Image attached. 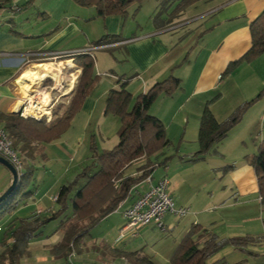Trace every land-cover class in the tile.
I'll return each mask as SVG.
<instances>
[{"label":"crops","instance_id":"1","mask_svg":"<svg viewBox=\"0 0 264 264\" xmlns=\"http://www.w3.org/2000/svg\"><path fill=\"white\" fill-rule=\"evenodd\" d=\"M0 3L3 5L0 8V114H15L25 95L30 96V92L35 90V81L29 75V69L25 68L48 66L47 64L38 65L43 61L41 55L64 54L84 49L108 52L111 51L110 48L118 50L125 48L126 51L128 42L138 40L135 50L137 55L144 59L141 71L143 74L148 70L152 71V75L143 83L142 93L154 84L165 80L169 75L181 82L180 89L171 97L159 96L149 109V113L162 124L166 120L171 122L167 126L168 134L172 132L170 128L174 123L191 122L192 128L195 126L199 129L201 114L207 103L215 119L222 122L239 105L253 99L264 89V53L250 63L239 65L224 80L228 65L239 60L250 49L249 25L264 10V0L200 1L187 8L177 20L173 21V23L180 22L177 26H173V29L164 30L158 25L151 33L143 34L141 38L123 39L121 42L98 48L90 45L91 36L84 25L90 16L84 9L90 7H81L73 0H0ZM157 4L156 2L155 10H158ZM107 18L104 19L107 20ZM159 20L164 22L167 17L161 16ZM190 26L193 28L185 33L188 38L182 41L181 36L178 38L180 33L177 31ZM197 37L201 38V45L199 41H196ZM149 38L153 40H148ZM195 42L196 44L193 45ZM147 46L151 47L152 53L146 57ZM185 58L187 61L181 65ZM99 76L111 77L109 72H103ZM27 81L29 84L26 83ZM260 121L264 122V97L245 113L241 122L229 132L227 138L215 147V151L217 152L220 146L224 149L230 147L234 152H241L246 145V139L252 136L254 128ZM65 133L60 139L50 144H34L24 155H21L23 172L31 173L25 189L29 195L24 198L17 197L14 208L5 209L1 213L0 253L5 249V244H11V241L5 240L7 228L15 224L14 222L18 219L32 215L47 217L56 211L58 207L53 198L57 196L63 185L71 183L80 172L81 168L79 170L77 167V173L69 175L73 172L71 168L79 143L74 139L68 140L69 136H65ZM168 148L151 157V162L161 163L164 159L162 156ZM196 150L197 147H193L191 151L179 153V158H174L168 165L163 166L164 171L157 177H155L156 167L150 180L147 182L145 179L134 186L130 196L112 214L121 215L120 210L130 206L151 184L167 178L169 194L174 206L187 209V214L191 218L189 222H192L191 226L198 225L202 229L215 231L213 224L219 221L224 222L225 218H232L234 215L239 217L238 223H229L227 229L215 231L219 239H226L227 236H260L264 231V219L256 213L257 206H259L258 210L262 211V209L259 196L254 198L258 193L252 167L244 159H240L228 172L226 189L220 193L221 206L219 207L220 211L226 212L218 215L211 212L209 208L213 200L200 195V189L198 193L195 192V189L200 186L202 170L205 171V175L207 172L205 165L200 163L212 155H207L202 160L189 162V158L198 151ZM63 163L66 169L60 170L59 173L48 174L47 168L52 169L61 164L60 168ZM144 165V159L131 163L126 168L124 176H135L143 170ZM11 182V173L0 164V195L8 189ZM228 211L232 212L228 213ZM109 216L104 220H107ZM179 219L170 213L166 214L164 222L167 231L165 233L174 231ZM210 222L212 223L209 228L203 227ZM191 226L178 239L175 248ZM153 229V227H146L139 231L144 242L152 238ZM116 238L113 245L105 246L106 249L102 250V253L107 251L108 256L113 257L114 264H130L127 261L128 254L131 255V264H143V257L155 264L152 257L144 255L141 250L128 253L120 250L116 247L120 243L115 242ZM62 239L63 233L59 229V220L50 222L42 228L36 238L29 242L27 253L19 263L68 264L71 261L73 264H97L100 257L98 247L101 245L96 243L93 245L89 236L80 241L70 260L62 257L57 249Z\"/></svg>","mask_w":264,"mask_h":264},{"label":"trees","instance_id":"2","mask_svg":"<svg viewBox=\"0 0 264 264\" xmlns=\"http://www.w3.org/2000/svg\"><path fill=\"white\" fill-rule=\"evenodd\" d=\"M73 1L81 7H93L99 18L111 16L124 18L127 8L132 3L140 6L146 0ZM155 1L158 3L160 14H166L167 17L166 21L158 24L159 28L164 29L172 25L173 21L187 8L204 0ZM2 6L0 3V8ZM249 30L250 49L239 60L228 65L225 75H230L239 65L250 63L264 53V10L250 23ZM121 41L123 39L118 35H107L90 45L98 48ZM72 58L78 61L82 73L68 106H57L52 112L53 120L47 123L45 119H22L18 114H0V126L7 133L14 150L20 157L34 144L46 145L60 139L71 127L74 117L81 110L84 99L94 89L98 77L94 75L95 59L92 51L87 54L73 55ZM66 59L69 58L62 60ZM186 61L187 58L181 65ZM122 80L119 78L117 88L107 93L103 112L104 115L111 114L117 117L120 122L118 143L111 150L98 151L96 147H91L90 163L75 176L71 183L59 189L56 211L47 217L32 215L18 219L14 222L15 224L7 228L5 240L11 241V244H5V249L0 253V264H20V259L27 253L29 242L40 234L45 225L57 220H59V229L63 233L62 242L57 249L62 257L68 258L73 251H76L80 241L87 237L101 221L114 213L130 196L134 186L150 177L156 167H165L168 163L170 158H165L159 164H154L150 160L151 157L169 147L171 142L166 137L165 127L149 113V109L160 95L171 97L180 89V80L169 75L165 80L139 94L131 108L132 95L126 88L127 81ZM262 97H264V89L253 99L239 105L222 122L215 119L207 103L199 123L198 151L188 161L195 162L204 159L207 155L215 154V147L227 138L229 132L241 122L245 113ZM139 159L145 160L144 173L136 178L124 176L126 168ZM244 160L254 171L260 206L264 211V139L258 145L257 152L251 157L246 156ZM231 169L233 166H229L226 172ZM30 175L28 171L23 172L15 192L0 204V215L5 209L14 208L17 197L24 198L29 195L25 189ZM261 239L262 237L219 239L211 231L192 225L176 246L168 264H209V259L225 246L239 249L259 242ZM142 261L143 264H152L146 257H143Z\"/></svg>","mask_w":264,"mask_h":264},{"label":"rangeland","instance_id":"3","mask_svg":"<svg viewBox=\"0 0 264 264\" xmlns=\"http://www.w3.org/2000/svg\"><path fill=\"white\" fill-rule=\"evenodd\" d=\"M155 4V0H146L140 5L138 9V4L132 3L127 8V14L124 18L121 19L119 16H111L108 17L107 20L97 17L94 8H85L84 10L90 14L89 18L87 19V23H84L85 28L89 31L91 36L90 44L107 35H118L122 39H131L133 37L141 38L143 34L146 35L151 33L155 26H158V24L160 25V23H162V21L159 20L158 15L159 17H166V14H160L159 7L158 10H155ZM179 23V21L172 23V25L166 26L164 30L173 29V26L175 27ZM192 28L193 27L191 26L189 28L184 27L180 29V31H177L180 33L178 38L181 36L182 41L187 39L188 37L185 35V33ZM148 40L152 41L153 38H149ZM196 41L200 42L201 38L197 37ZM137 42H139V40L128 42L126 51L123 49L118 50L113 48H110L109 50L111 51L108 52H98L97 49L96 51H92V53H94L95 59L94 75L98 77L97 82L91 93L84 99L81 110L76 114L71 123V127L65 133V136H69L68 140L74 139L75 142L77 141L79 143L78 151L74 157V163L71 168V170L73 169V172H70L69 175L77 173V167L79 170L81 168V172L82 169L90 163L92 157V146L96 147L98 151L111 150L118 143L120 122L117 117L111 114L104 115V104L107 93L111 89L117 88V81L119 78H122V81H127L126 88L132 95L130 108L134 105L136 97L143 92V83L152 75V71L148 70L145 74L142 73L141 69L144 66V59L137 55L135 50V45ZM195 44L196 42L193 43V45ZM199 45H201V42ZM146 49L147 57L151 55L152 49L150 46H147ZM66 61H68L67 67L65 63L62 62L61 67L63 66L64 69L61 67L59 69L61 72L60 79L63 80L64 84V88L61 90L63 96L56 100L55 105L51 110V119L46 121L47 123L53 120L52 112L57 106H68L73 96V91L82 73L78 61L70 59H67ZM44 63L47 64L48 62ZM71 64L74 65V67H71L72 70L67 69ZM47 65L49 66V64ZM49 67L50 70L47 72V74L52 77H57L55 76L57 72L53 69L55 67L52 65ZM103 72H109L111 77L99 76ZM75 75L76 78H74ZM227 76L228 75L224 76V80L227 78ZM52 84V80L47 79L45 81V85L48 87H50ZM28 97L29 94H26L25 98ZM169 123L171 122H167V120L165 123L163 122L165 126L166 137L170 140L171 145L169 146L165 155L162 156L164 159L170 158L168 163H170L174 158H179V153L181 152L185 153V151H191L193 147H197L198 150V145L196 142L198 128L195 126L192 128L191 122L188 124L174 123L170 128L172 132L168 134L167 126ZM194 124L196 123L194 122ZM263 133L264 122L260 121L257 127L254 128L252 136L246 139V145L243 147L241 152H234L230 147L224 149L219 146L215 154H212L207 160L200 163L206 166H204V168L207 172L205 175V171L202 170L200 186L195 189V192L198 193L200 189V195H204L209 200H213L209 206V208L212 210L211 212L218 215L220 213L226 212L219 210V207L221 206L220 193L226 189L225 186L227 185L228 172L226 171H228L229 166H235V164H237L240 159L243 160L246 156L251 157L257 152L258 145L264 139V137H262ZM168 163L166 165H168ZM59 166H55L52 169L47 168L48 174L50 175L56 172L59 173L60 170L66 169L65 163H63L62 167L59 168ZM155 170V177H157L161 174V172L164 171V168L163 166H159ZM143 173V170L139 171L138 174L133 177L136 178ZM254 198H258V195H256ZM258 207L259 206L256 208V213L261 215V219H264V211H260V209L258 210ZM231 212L232 211H228V213ZM238 218V216L232 215V218H225L224 222L219 221L216 224H213V228H215V231L221 229L225 230L227 229V225L229 223H238ZM190 219L191 218L189 217V214L183 218H180L178 220L176 229L171 233H162L160 230L154 228L152 230L153 236L148 242L143 241V238L139 235L140 233H138L137 237H132L127 234V237L124 239V241L118 243L116 247L127 253L141 250L144 255L151 256L155 264H168V259L175 248L176 242L178 239H180V237H182L185 231H187V229L192 224V222H189ZM211 223L212 222L206 224V226L203 227L209 228ZM124 224L125 222L120 214H111L107 220L100 222L90 231L88 236L90 241L92 240V244L94 245L96 243L97 245H101L98 247V255H100V257L97 264H114L112 259L113 257L108 256L107 251L102 253V250L106 249L105 246L114 244V239L118 236L119 229ZM215 231L214 229L211 230V232L214 234L217 233ZM253 237H262V239L259 242L251 243L239 249H235L232 246H225L216 254H214L209 259L208 263L264 264V231L260 236ZM225 238L229 239L245 237L227 236ZM105 255H107V257ZM127 261H129L130 264L132 262L131 255L129 254L127 256Z\"/></svg>","mask_w":264,"mask_h":264},{"label":"built area","instance_id":"4","mask_svg":"<svg viewBox=\"0 0 264 264\" xmlns=\"http://www.w3.org/2000/svg\"><path fill=\"white\" fill-rule=\"evenodd\" d=\"M93 49H84L74 52L57 54V53H48L41 55V58L47 64H51L57 74L52 77L47 74L45 78L38 84V92H30L31 98H23V101L18 109V115L22 119L32 118L34 120L45 119L49 121L51 118V110L55 105V102L58 98L63 96L61 90L63 87V80L60 79L61 72L59 71L62 62L65 63L66 67L68 61L62 60L63 58H72L73 55H81L90 53ZM35 55V54H34ZM39 65V64H38ZM68 66L67 69L72 70ZM62 69L63 66L61 67ZM49 79L52 80L53 84L48 87L45 85V81ZM43 94L48 95L49 101L46 106L41 107L40 100ZM57 94V95H56ZM33 107L34 114L30 115L27 113V109ZM0 157L5 159L12 167L15 169L18 178L23 174V161L19 154L14 150L11 140L9 139L5 130L0 126ZM147 182L150 180L148 177ZM53 201H57V196L53 198ZM121 216L125 222L122 228L119 230V234L115 242H121L126 237L127 234L136 237L139 231L146 227H153L160 230L162 233L167 231L165 226L164 218L166 214L170 213L175 217L182 218L187 214V209L185 208H175L173 199L169 194V181L167 178H162L157 181L155 184H151L147 190L138 197L130 206L120 210ZM74 256L72 252L68 258L69 260ZM68 264H73L69 261Z\"/></svg>","mask_w":264,"mask_h":264},{"label":"bare ground","instance_id":"5","mask_svg":"<svg viewBox=\"0 0 264 264\" xmlns=\"http://www.w3.org/2000/svg\"><path fill=\"white\" fill-rule=\"evenodd\" d=\"M49 66H51V65L49 64ZM49 66L33 67V68L29 69L28 73L31 76V78H33V80L35 81V85H36V88H35V90L33 92H38L39 91L38 84H39L40 81L43 80V78H45L47 76V72L49 71ZM26 83H29V81H27ZM71 85H72V83H71ZM28 98H31V95ZM48 101H49L48 95L43 94L42 97H41V100H40L41 107L46 106ZM26 111L30 115L34 114L33 107L28 108Z\"/></svg>","mask_w":264,"mask_h":264},{"label":"water","instance_id":"6","mask_svg":"<svg viewBox=\"0 0 264 264\" xmlns=\"http://www.w3.org/2000/svg\"><path fill=\"white\" fill-rule=\"evenodd\" d=\"M15 114H18V110L15 112ZM0 164L3 165L7 170L11 173L12 176V182L8 189L0 196V204L5 201L9 196H11L15 190L17 189L19 179L18 175L15 171V169L12 167L11 164H9L5 159L0 157Z\"/></svg>","mask_w":264,"mask_h":264}]
</instances>
